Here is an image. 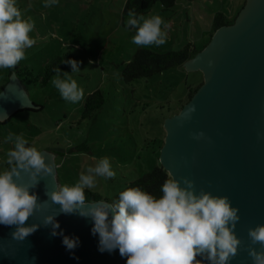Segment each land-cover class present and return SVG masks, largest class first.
<instances>
[{
  "label": "rangeland",
  "instance_id": "374dc122",
  "mask_svg": "<svg viewBox=\"0 0 264 264\" xmlns=\"http://www.w3.org/2000/svg\"><path fill=\"white\" fill-rule=\"evenodd\" d=\"M125 2L58 0L56 5L44 7L45 0H17L23 16L34 22L30 35L35 40L18 68L29 67L43 75L53 58L71 53L80 71L72 72L70 67L64 72L77 80L84 97L78 103L64 100L51 80L45 86L37 82L25 87L31 102L41 109L20 111L0 124V169L8 167L6 153L13 147L6 140L9 133H23L30 146L53 154L59 165V184L75 183L89 166L107 157L116 175L97 178V187L91 191L111 199L129 182L160 164L167 133L165 119L180 111L190 90L204 77L183 65L129 83L123 81L124 65L136 50L145 48L132 42L137 30L121 24ZM246 3L177 0L174 7L165 8L156 2L142 15L159 14L169 25L168 38L164 45L146 49L180 50L187 43L203 49L215 32V14L221 11L234 23ZM11 70L18 76L16 67L0 69V87L9 83ZM97 89L103 91L105 103L92 117L82 119L85 100Z\"/></svg>",
  "mask_w": 264,
  "mask_h": 264
},
{
  "label": "clouds",
  "instance_id": "9594fccd",
  "mask_svg": "<svg viewBox=\"0 0 264 264\" xmlns=\"http://www.w3.org/2000/svg\"><path fill=\"white\" fill-rule=\"evenodd\" d=\"M57 3L58 0H45L44 7ZM126 25L137 30L132 38L137 46L158 47L167 41L169 25L159 14L138 15L130 9ZM33 29L34 22L23 16L17 0H0V69H14L25 59L26 49L35 44L30 35ZM67 63L72 72L80 71L77 61ZM50 83L70 103H78L84 97L77 80L69 72L61 73L59 67ZM195 111L196 106L192 105L181 114L182 119H191ZM5 118L6 114L0 113V121ZM204 137L201 131L193 138ZM6 140L13 147L6 153L8 167L0 169V224L16 226L11 233L14 240L24 241L41 223L51 226L52 236H63L62 231L58 232L56 216L64 213L91 218L92 234L99 236V250L111 253L118 249L121 257L127 258L126 264H229L238 254L242 243L235 232L239 208L227 195L197 191L194 180L183 177L182 183L169 172L159 197L140 187H128L111 203L103 199L88 203L85 190L95 189L97 178L116 175L105 157L89 166L75 183L47 187L48 199L41 202L31 189L41 178L56 176L59 165L34 144L30 146L23 133H9ZM53 205H59L57 211H49ZM38 212L42 215L40 223L26 225ZM248 238L253 264H264V223L250 228ZM62 243L73 250L79 238L63 236ZM257 244L260 250L255 247Z\"/></svg>",
  "mask_w": 264,
  "mask_h": 264
},
{
  "label": "water",
  "instance_id": "95a60500",
  "mask_svg": "<svg viewBox=\"0 0 264 264\" xmlns=\"http://www.w3.org/2000/svg\"><path fill=\"white\" fill-rule=\"evenodd\" d=\"M184 67L201 70L204 80L180 111L165 119L160 163L182 183L183 177L194 180L197 191L229 197L239 208L235 232L242 241L229 264H253L248 230L264 223V0H247L235 22L218 28L210 43ZM20 80L12 71L0 91V113L6 114L3 121L25 108L41 109L31 102ZM192 105L196 111L191 119H182L181 114ZM201 131L205 137L194 139ZM58 184L55 175L41 178L31 191L42 202L48 199L46 188ZM58 208L53 205L49 211ZM39 220L38 212L26 225ZM56 220L63 236L79 238L75 249L65 247L62 235L52 236L51 226L41 223L24 241H17L11 236L16 226L0 224V264H126L127 258L118 249L99 250L91 218L60 213ZM255 247L261 249L259 244Z\"/></svg>",
  "mask_w": 264,
  "mask_h": 264
},
{
  "label": "trees",
  "instance_id": "16d2710c",
  "mask_svg": "<svg viewBox=\"0 0 264 264\" xmlns=\"http://www.w3.org/2000/svg\"><path fill=\"white\" fill-rule=\"evenodd\" d=\"M176 1L177 0H126L122 10L121 24L126 29H133L126 25L128 11L130 9H135L137 14L141 15L145 14L156 2H160L165 8H172L176 4ZM227 17L228 16H226L221 11L215 14L213 20L215 31L222 26L233 23V21H229ZM200 50H202V48H198L195 43H187L180 50H169L166 52H156L150 49L140 48L135 51L132 59H130L124 65L121 72V77L126 83L132 82L136 79L143 77H151L157 73L164 72L171 68L183 66L185 62L192 59ZM69 60H75V57L71 53H65L63 55L57 56L56 58H53V60L47 64L43 75L41 73L35 74L34 71L29 67H23L19 69L18 66H16V71L20 79L25 84V87L29 86L32 83L35 84L37 82H40L42 86H45L55 75L56 68L59 67L61 69V73H63L66 69L72 67L71 64L67 63V61ZM12 71L13 70H11L10 72ZM200 85L201 83L194 89L190 90L189 99L192 97V95ZM2 88L3 86L0 87V90ZM105 100V95L100 89H97L90 93L84 103L82 119L92 117V115L104 105ZM183 106L184 104L182 105V107ZM26 110L33 109L25 108L19 110L18 112ZM10 119H7L5 123L10 121ZM2 123L4 122H0V124ZM168 173L169 172L160 163L150 171L145 172L138 179L129 182L126 187L121 191L125 190L128 187H140L143 190L148 191L159 197L160 195H162L161 188L163 183L168 179ZM85 192L88 202L99 201L101 199L113 202L118 199V195L120 193L119 192L114 198L111 199L108 197H103L100 193L93 192L91 190L86 189Z\"/></svg>",
  "mask_w": 264,
  "mask_h": 264
},
{
  "label": "crops",
  "instance_id": "0c3cea01",
  "mask_svg": "<svg viewBox=\"0 0 264 264\" xmlns=\"http://www.w3.org/2000/svg\"><path fill=\"white\" fill-rule=\"evenodd\" d=\"M188 70V69H187ZM189 71H192V70H189ZM194 72H196V73H198V74H201L203 77H204V74H203V72L201 71V70H197V71H194ZM204 79V78H203Z\"/></svg>",
  "mask_w": 264,
  "mask_h": 264
}]
</instances>
